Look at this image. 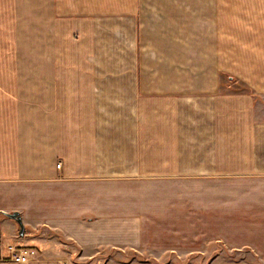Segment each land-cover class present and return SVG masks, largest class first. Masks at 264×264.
Masks as SVG:
<instances>
[{"label": "crops", "instance_id": "1", "mask_svg": "<svg viewBox=\"0 0 264 264\" xmlns=\"http://www.w3.org/2000/svg\"><path fill=\"white\" fill-rule=\"evenodd\" d=\"M206 1L217 39L171 43L157 14L191 10L0 0V264H19L14 212L27 244L47 226L81 248L217 242L264 263V39L227 45L226 0ZM232 14L264 31V0Z\"/></svg>", "mask_w": 264, "mask_h": 264}, {"label": "rangeland", "instance_id": "2", "mask_svg": "<svg viewBox=\"0 0 264 264\" xmlns=\"http://www.w3.org/2000/svg\"><path fill=\"white\" fill-rule=\"evenodd\" d=\"M206 0H157V10H165L176 7L191 10L190 15L170 16L157 14V34L162 41L171 43H207L208 40L217 39L214 23L210 22V16L202 14V6ZM150 3V2H148ZM238 0H226V15L221 20L220 36L227 43H241L250 37L255 41L264 39V31L244 32L239 28L234 30V9ZM185 11V10H184ZM159 13V12H157ZM2 27V24H0ZM12 27V26H11ZM0 32V40L7 39L9 34ZM7 43H0V55H6L3 47ZM5 51V53H3ZM245 89V86H242ZM20 225L17 229V239L13 245L23 247L29 251L30 260L54 259L64 264H211L219 261H246L255 264H264L261 259L247 250L236 252L227 250L221 243H211L207 249H197L193 252L186 251H162L141 249L136 246H95L81 248L72 241L66 240L62 234L53 228L43 226L35 236V242L27 244L19 241L21 236ZM9 245V244H7ZM6 245V247H7ZM30 262V261H29Z\"/></svg>", "mask_w": 264, "mask_h": 264}, {"label": "built area", "instance_id": "3", "mask_svg": "<svg viewBox=\"0 0 264 264\" xmlns=\"http://www.w3.org/2000/svg\"><path fill=\"white\" fill-rule=\"evenodd\" d=\"M60 167V163L57 164ZM8 258L10 261L19 264H26L30 261L29 251L23 247H19L13 244H9L6 247Z\"/></svg>", "mask_w": 264, "mask_h": 264}, {"label": "water", "instance_id": "4", "mask_svg": "<svg viewBox=\"0 0 264 264\" xmlns=\"http://www.w3.org/2000/svg\"><path fill=\"white\" fill-rule=\"evenodd\" d=\"M9 217L14 219L20 225L19 233H20V235H23L24 228H23V225L21 223V218H20L19 214L14 212V213L9 214Z\"/></svg>", "mask_w": 264, "mask_h": 264}, {"label": "trees", "instance_id": "5", "mask_svg": "<svg viewBox=\"0 0 264 264\" xmlns=\"http://www.w3.org/2000/svg\"><path fill=\"white\" fill-rule=\"evenodd\" d=\"M6 216H8V217H9V214H6Z\"/></svg>", "mask_w": 264, "mask_h": 264}]
</instances>
